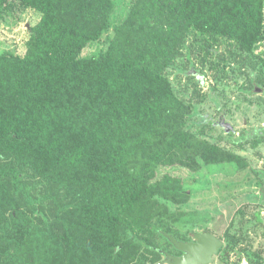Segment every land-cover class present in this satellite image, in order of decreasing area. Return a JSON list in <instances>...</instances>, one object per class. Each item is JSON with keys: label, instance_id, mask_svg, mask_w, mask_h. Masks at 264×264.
<instances>
[{"label": "trees", "instance_id": "1", "mask_svg": "<svg viewBox=\"0 0 264 264\" xmlns=\"http://www.w3.org/2000/svg\"><path fill=\"white\" fill-rule=\"evenodd\" d=\"M16 1L42 17L22 57L0 58V181L29 171L72 200L59 207L52 195L47 222L16 204L0 264H121L127 213L163 155L182 148L160 52L190 28L251 48L264 40V0H139L109 51L90 59L82 51L107 30L110 0Z\"/></svg>", "mask_w": 264, "mask_h": 264}, {"label": "rangeland", "instance_id": "2", "mask_svg": "<svg viewBox=\"0 0 264 264\" xmlns=\"http://www.w3.org/2000/svg\"><path fill=\"white\" fill-rule=\"evenodd\" d=\"M110 1L107 30L86 43L81 55L87 59L109 51L139 0ZM41 17L23 2L3 5L0 58L23 56L29 31ZM160 53L165 56L157 54L162 75L181 105L182 148L163 155L144 201L136 198L127 213L119 233L124 241L120 263L158 264L163 256L155 250L178 255L162 232L181 241L208 232L223 242L211 264H264V40L247 48L190 28L176 38L175 48L169 42ZM4 175L0 236L15 227L16 204L30 219L47 222L56 212L52 195L59 207L71 203L64 189L46 192L29 171L20 173L19 182L11 170Z\"/></svg>", "mask_w": 264, "mask_h": 264}, {"label": "water", "instance_id": "3", "mask_svg": "<svg viewBox=\"0 0 264 264\" xmlns=\"http://www.w3.org/2000/svg\"><path fill=\"white\" fill-rule=\"evenodd\" d=\"M162 236L173 246L175 250L182 253L180 256L171 255L160 251L163 260L158 264H211L223 246V242L208 232L193 233L195 242H183L164 232Z\"/></svg>", "mask_w": 264, "mask_h": 264}, {"label": "flooded vegetation", "instance_id": "4", "mask_svg": "<svg viewBox=\"0 0 264 264\" xmlns=\"http://www.w3.org/2000/svg\"><path fill=\"white\" fill-rule=\"evenodd\" d=\"M213 235V234H212ZM215 236V235H214ZM192 237H193V235H192ZM215 237H217V236H215ZM218 239H220L219 237H217ZM221 240V239H220ZM179 241H181V240H179ZM222 241V240H221ZM183 242H195V240H194V238L193 239H191L190 241H183ZM223 247V246H222ZM220 250H221V248H220ZM220 250H219V252H220ZM218 252V253H219ZM182 253H180L179 252V254L178 255H174V256H180ZM162 255V254H161ZM172 255V254H171ZM163 256V255H162ZM215 257V256H214Z\"/></svg>", "mask_w": 264, "mask_h": 264}]
</instances>
